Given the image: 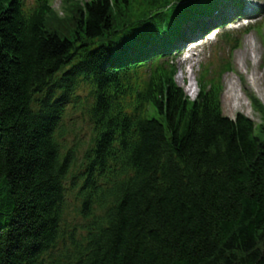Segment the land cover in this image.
Listing matches in <instances>:
<instances>
[{
  "label": "trees",
  "instance_id": "1",
  "mask_svg": "<svg viewBox=\"0 0 264 264\" xmlns=\"http://www.w3.org/2000/svg\"><path fill=\"white\" fill-rule=\"evenodd\" d=\"M115 2L60 18L0 0V264H264V125L166 100L162 79L143 97L156 117L126 113L108 63L151 0Z\"/></svg>",
  "mask_w": 264,
  "mask_h": 264
},
{
  "label": "rangeland",
  "instance_id": "2",
  "mask_svg": "<svg viewBox=\"0 0 264 264\" xmlns=\"http://www.w3.org/2000/svg\"><path fill=\"white\" fill-rule=\"evenodd\" d=\"M86 1V0H84ZM54 8L61 12V6H62V0H54ZM247 44L252 46L253 51L250 52L249 58L246 61V68L243 72V70L240 67V60H239V53L247 49ZM258 49V52H257ZM237 53V56H236ZM235 53V56L233 58V73H226L223 77L224 82V92L226 91L227 85L225 82L226 77L233 78V80L238 85V93H242V91L245 93L244 96V102L246 104L244 105L243 112L244 113H250L251 118L253 119L255 125L258 127V130H260L261 126L264 125V113L259 109L253 106L252 103V96L255 95L258 96L256 93H254V90L252 89V86L250 85V80H253V78H262V95L263 99L262 104L264 105V66H263V57H264V44L262 40L260 39L259 35L256 32H253L252 34L245 37L242 41V47ZM258 58L261 59V62L258 61ZM187 83H184V88H187ZM224 96V95H223ZM224 102V101H223ZM224 109L225 114L231 116H235L238 113L242 111H236L234 113H230V108H227L224 103ZM258 134L259 132L256 131Z\"/></svg>",
  "mask_w": 264,
  "mask_h": 264
},
{
  "label": "bare ground",
  "instance_id": "3",
  "mask_svg": "<svg viewBox=\"0 0 264 264\" xmlns=\"http://www.w3.org/2000/svg\"><path fill=\"white\" fill-rule=\"evenodd\" d=\"M252 51H253L252 46L247 44V49H245L244 51L239 53L240 67L243 70V72L245 69H247L246 68V61L249 58L250 52H252ZM250 82H251L252 86L254 87V89L256 90V92L258 94H261L262 93L261 89H260L261 88V80L253 78V80H250ZM189 93L191 95H194L195 92L193 91L192 87L189 88ZM225 99L229 103L231 111L243 110V106L246 104V102H244L245 104L243 103L241 105V103L244 101V98L240 93H238V85L232 79L229 80V84H228L227 90L225 92ZM248 115L251 116L250 113H248Z\"/></svg>",
  "mask_w": 264,
  "mask_h": 264
}]
</instances>
